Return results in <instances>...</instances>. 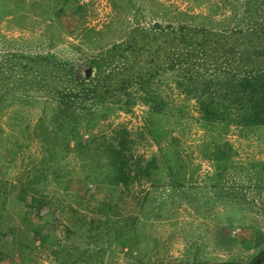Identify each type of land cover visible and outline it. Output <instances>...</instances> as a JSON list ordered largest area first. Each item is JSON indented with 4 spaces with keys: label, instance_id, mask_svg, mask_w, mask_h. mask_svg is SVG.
Returning <instances> with one entry per match:
<instances>
[{
    "label": "rangeland",
    "instance_id": "374dc122",
    "mask_svg": "<svg viewBox=\"0 0 264 264\" xmlns=\"http://www.w3.org/2000/svg\"><path fill=\"white\" fill-rule=\"evenodd\" d=\"M112 1L122 5L127 2L69 0L56 16L62 0H0V55L52 54L59 63L85 75L90 59L126 35L125 26L115 21L118 11ZM133 1L137 7L146 8L143 15L135 16L139 24L149 27L155 20L163 22L154 15V0ZM161 1L205 14L214 1L219 3ZM226 4L216 17L231 14L232 5ZM232 4L238 8L235 0ZM122 7L131 27L135 26L132 9ZM236 12L241 14L239 9ZM90 73L94 78L95 70ZM71 74L65 73L68 83ZM15 78L7 76L9 86ZM158 89L168 104L164 115L156 119L158 143L148 132V106L134 90L130 91L133 98L129 111L108 103L112 109L107 117L95 119L92 127L78 129L83 138L92 137L91 144L84 148L73 141L64 143L63 127L49 136L51 113L45 115L42 108L55 96L43 89L34 91L36 97L31 103L22 101L0 113V264H56L57 258L70 261L78 250L87 244L92 246V235L78 231L91 219L92 227L99 228L98 241L103 248L96 255L85 256L92 264H130L131 255H140L152 264H246L264 248V124L210 130L198 122L195 99L179 93L166 77ZM80 97L78 92L73 97L77 104L88 102ZM119 98L124 100L126 96L121 92ZM105 135L109 142H121L130 164L140 155L157 152L158 145L166 147L176 173L168 178L163 167L152 184L149 180L135 181L128 191L115 186L112 177L97 173L92 163L95 157L87 160V154H94L93 149L105 142ZM217 136L227 143L220 141L213 146ZM43 138L53 139L59 147L50 163L43 161ZM211 154H219L220 161L212 159ZM36 166L49 180L36 187L35 191L48 200L39 210L37 204L27 206L17 196ZM51 168L61 179H55ZM105 198L110 199L115 215L108 225L96 206ZM128 216L131 218L123 220ZM11 227L16 233L13 244L7 247L11 240L7 229ZM33 227L40 230L38 235H33ZM122 233L134 247L132 254L127 246L114 241ZM9 253H14L12 259Z\"/></svg>",
    "mask_w": 264,
    "mask_h": 264
},
{
    "label": "trees",
    "instance_id": "16d2710c",
    "mask_svg": "<svg viewBox=\"0 0 264 264\" xmlns=\"http://www.w3.org/2000/svg\"><path fill=\"white\" fill-rule=\"evenodd\" d=\"M68 1L62 0L56 16L64 11L63 7ZM154 1L157 5L154 15L163 19V22L155 20L149 27L139 24L135 17L138 13L143 15L142 12L146 9L144 6L137 7L133 0H127L124 5L112 1L113 9L118 11L115 21L121 27L125 26L126 35L121 40L112 42L110 47L101 50L98 56L87 62L91 71L95 70L94 78L91 73L89 76L77 74L74 68L59 63L52 54H1L0 113L5 109H12L14 104L22 101L31 103L36 97L34 91L43 89L51 93L52 97L55 96L54 100L47 101L42 108L45 115L51 113L49 136L63 127L64 143L73 141L75 146L84 148L91 144L92 137L83 138V133H79L78 129L82 126L92 127L95 119L107 117L108 111L112 109L110 103H114L118 110L129 111L132 104L130 98H133V93H137L148 106V132L158 143L155 134L159 127L156 119L164 115L163 109L168 107L158 88L166 77L179 93L195 99L199 112L198 122L204 128H222V131H226L231 125L264 124V0H235L238 8L232 4V0H218L219 3L214 1L207 14L182 9L161 0ZM226 3L232 5L231 14L216 17L215 13ZM122 6L132 9V16L137 22L135 26L131 27L129 24V18L123 12L126 10ZM160 7L163 11H158ZM238 9L241 14L236 12ZM88 31L99 34L103 32L94 29ZM66 71L72 72L69 83L65 80ZM7 76H16L10 86ZM132 90L133 93L130 92ZM77 92L82 100L88 101L86 104L76 103L73 97ZM121 92L126 99L119 98ZM106 137L105 135L103 143L106 145L96 146L94 154H87V160L95 157L92 163L95 162L97 173L103 172L104 177H112L115 186L128 191L135 181L141 183L149 180L152 184L163 167L167 169L168 178L172 179L176 173L166 147L158 145L157 152L149 156L140 155L130 164L119 145L121 142H109ZM222 139L217 136L213 146L220 141L226 144ZM41 142L45 149L43 161L50 163L59 147L51 138H43ZM210 157L216 162L221 159L219 154H211ZM36 167L34 175L18 189L17 196L27 206L37 204L39 210L48 204V200L46 195L38 194L35 190L39 183H47L49 180L47 174ZM51 172L56 180L61 179L57 170L52 169ZM64 187L67 188V184ZM96 206L99 207L105 224L112 223L115 215L111 213L110 199L105 198ZM129 218L131 217L123 220ZM93 224L94 219H91L86 222L85 229L83 224L78 228L81 234L84 231L92 235V246L87 244L85 248L78 250L70 261L57 258L56 264H92L86 257L103 250L98 241L99 228L92 227ZM7 233L11 235L8 247L10 243L13 244L16 232L11 227L7 229ZM38 233L40 230L34 229L33 235ZM81 234L77 233L82 237ZM114 241L121 247L127 246L129 254H132L134 247L127 243L125 233ZM9 254L12 259L14 253ZM131 259L130 264H152L140 255H131ZM246 264H264V248Z\"/></svg>",
    "mask_w": 264,
    "mask_h": 264
},
{
    "label": "water",
    "instance_id": "95a60500",
    "mask_svg": "<svg viewBox=\"0 0 264 264\" xmlns=\"http://www.w3.org/2000/svg\"><path fill=\"white\" fill-rule=\"evenodd\" d=\"M90 72H91V68L90 67H87L85 69V76H89L90 75Z\"/></svg>",
    "mask_w": 264,
    "mask_h": 264
}]
</instances>
